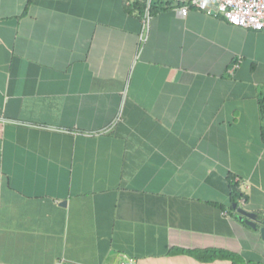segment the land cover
I'll list each match as a JSON object with an SVG mask.
<instances>
[{"label": "crops", "instance_id": "obj_1", "mask_svg": "<svg viewBox=\"0 0 264 264\" xmlns=\"http://www.w3.org/2000/svg\"><path fill=\"white\" fill-rule=\"evenodd\" d=\"M165 1L0 0V264H264V33Z\"/></svg>", "mask_w": 264, "mask_h": 264}, {"label": "built area", "instance_id": "obj_2", "mask_svg": "<svg viewBox=\"0 0 264 264\" xmlns=\"http://www.w3.org/2000/svg\"><path fill=\"white\" fill-rule=\"evenodd\" d=\"M167 1L176 2L178 0ZM147 3L146 11L142 16V30L139 34L141 43L147 39V28L150 20L149 1ZM192 6L208 13L221 15L232 25L264 33V0H186L178 8V12L184 17ZM121 264H134V260L130 259Z\"/></svg>", "mask_w": 264, "mask_h": 264}, {"label": "trees", "instance_id": "obj_3", "mask_svg": "<svg viewBox=\"0 0 264 264\" xmlns=\"http://www.w3.org/2000/svg\"><path fill=\"white\" fill-rule=\"evenodd\" d=\"M162 2L164 0H152L150 5L151 12L157 11L160 7H162ZM166 4H169V1H165ZM135 7L138 9L139 13H143L145 3L135 4ZM125 9L130 11L132 10L128 5H125ZM131 12V11H130ZM264 105V104H263ZM263 114H264V107L262 106ZM264 117V115H263ZM263 138H264V128L262 130ZM229 191L231 193V198L233 202H236L243 198V193L240 191L237 182L233 181V177H230L229 180ZM182 252L181 250H177ZM186 252L191 253L195 258L201 261H207L213 259L215 257H228L229 255L226 253H222L221 251H216L214 249H195V250H186ZM230 257V256H229Z\"/></svg>", "mask_w": 264, "mask_h": 264}, {"label": "water", "instance_id": "obj_4", "mask_svg": "<svg viewBox=\"0 0 264 264\" xmlns=\"http://www.w3.org/2000/svg\"><path fill=\"white\" fill-rule=\"evenodd\" d=\"M238 213H240L243 217H244V222L248 225H250L251 227H255L256 226V221H257V215L254 213H250L247 212L246 210L240 208V207H236L235 204L232 205ZM260 235L262 240L264 241V227L260 228Z\"/></svg>", "mask_w": 264, "mask_h": 264}]
</instances>
